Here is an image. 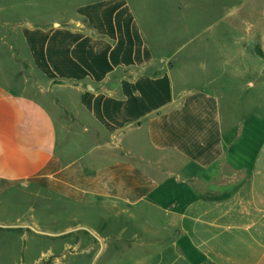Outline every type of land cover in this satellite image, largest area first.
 <instances>
[{
    "label": "crops",
    "instance_id": "obj_1",
    "mask_svg": "<svg viewBox=\"0 0 264 264\" xmlns=\"http://www.w3.org/2000/svg\"><path fill=\"white\" fill-rule=\"evenodd\" d=\"M0 2L17 264H264V0Z\"/></svg>",
    "mask_w": 264,
    "mask_h": 264
},
{
    "label": "rangeland",
    "instance_id": "obj_2",
    "mask_svg": "<svg viewBox=\"0 0 264 264\" xmlns=\"http://www.w3.org/2000/svg\"><path fill=\"white\" fill-rule=\"evenodd\" d=\"M21 12L26 13L29 11L28 10L22 11V9L20 8V3L0 2V22H2V18L7 16L6 13L8 15L9 14L17 15ZM21 20H23V19H21ZM21 22H23V21H21ZM239 33L241 34L242 32L241 31L238 32L236 30V33L234 35L235 36V45H244L245 41L241 40V35ZM258 58L261 59V64H259L257 66V68H255V67L250 68L251 72L247 73L249 76H251V75L255 76L257 74H260V72L262 73V68H264V57L261 56ZM248 59H250V58H248ZM248 63L251 64V62H249V60H248ZM229 74L232 75L229 78V80L231 83L234 84V87L237 90L238 89L237 87H239L241 85L240 82L242 81V79L235 80V78L237 77V75L239 73L236 74L235 72H230ZM263 81H264V79L261 80V83H263ZM260 90L264 91V85H262V88ZM232 91H234V90H232ZM243 95L244 94L242 93V90L238 89V97L239 98H240V96L243 97ZM244 98H245V95H244ZM11 196H14V195H12V194L8 195V199ZM13 201H17V202H15V205H17V203H19L18 200H13ZM15 208L19 209V207H16V206H15ZM20 208L22 209V211L24 210V208L22 206ZM12 211H15V210H12ZM15 215H17V214H15ZM6 220H7L6 218L4 220L0 217V264H17L18 261L20 260L19 257L23 254V252L25 251L24 249L26 247H30L31 249H29V250L31 251L36 242L37 243H43V242L48 240L47 237L42 236V235H46V234H44L43 230H41V229H44L45 227H34V226L32 228H30L32 231H30L28 234H26L27 236H24L22 239H20L19 237H16V236L9 238L8 237L9 231L4 230V225H3L4 223H6ZM28 251H26V252H28ZM26 252H24V253H26ZM44 264H54V261L49 259L47 261V263H44Z\"/></svg>",
    "mask_w": 264,
    "mask_h": 264
}]
</instances>
